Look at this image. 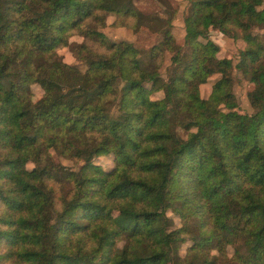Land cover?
I'll list each match as a JSON object with an SVG mask.
<instances>
[{
    "label": "trees",
    "instance_id": "1",
    "mask_svg": "<svg viewBox=\"0 0 264 264\" xmlns=\"http://www.w3.org/2000/svg\"><path fill=\"white\" fill-rule=\"evenodd\" d=\"M136 1L0 0V264H264V0H186L181 44L168 0ZM108 16L162 39L111 41Z\"/></svg>",
    "mask_w": 264,
    "mask_h": 264
},
{
    "label": "rangeland",
    "instance_id": "2",
    "mask_svg": "<svg viewBox=\"0 0 264 264\" xmlns=\"http://www.w3.org/2000/svg\"><path fill=\"white\" fill-rule=\"evenodd\" d=\"M172 9H174V18L172 20V27H171V34L176 39V42L181 44L183 42V37L185 34L184 30V22L183 19L186 14V8H187V1L186 0H168ZM136 6L139 10H141L144 13L149 12H158L161 11V6L155 2L154 0H139L136 1ZM114 20V16H108L106 19V26L102 29H100L109 40L111 41H128L131 42L135 47H137L141 53L147 54L149 52L150 47L161 41L162 34L152 33L148 31L147 29H140L137 32L132 31L130 28H126L124 26H112V22ZM256 32L263 33L264 34V28L255 30ZM209 38L213 40L215 43L219 45V52L217 55L219 57H231L233 59V63L235 64L238 60V50L243 46V43L241 41L234 42L231 38L228 36L222 34L219 31L212 30L209 32ZM70 42H76L80 43L83 38L79 35H73L70 37ZM57 60L64 61L66 63H69L71 65H76L80 69H85V64L78 60L75 57L74 52L71 51V48L64 47L57 50V53L55 55ZM168 64V60H166L163 64V67L161 68V73L164 75V68ZM231 75L233 77V90L235 93V96L237 98V101L239 102V106L241 109L245 112H251L252 109L248 103V100L246 98V80L245 78L240 74L239 71H237L235 68H233ZM218 75H214L209 78V80L203 84L200 85L199 91L200 95L204 98H206L210 92H211V85L214 79ZM31 92L33 93V99L36 100L40 97L42 94V89L38 84H32L30 86ZM113 156L111 154L109 155H103L95 159L96 164H100L103 169L107 170L113 167ZM62 162L67 165H72V162L69 160L62 159ZM32 165L29 163L27 164V167L30 168ZM171 215V214H169ZM175 223H178V219L174 218ZM186 245H183L180 249V252L184 254ZM228 254L231 255L232 248L229 246L228 248Z\"/></svg>",
    "mask_w": 264,
    "mask_h": 264
}]
</instances>
